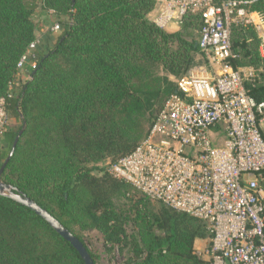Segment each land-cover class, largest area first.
Listing matches in <instances>:
<instances>
[{
    "label": "trees",
    "instance_id": "1",
    "mask_svg": "<svg viewBox=\"0 0 264 264\" xmlns=\"http://www.w3.org/2000/svg\"><path fill=\"white\" fill-rule=\"evenodd\" d=\"M254 1L253 10L264 14V0ZM156 7L157 0H0V104L21 121L6 133L0 161L25 125L2 180L74 234L94 264L82 236L91 229L103 235L108 252L128 249L127 264H210L195 251L196 240L212 237L207 224L151 201L111 175L109 166L94 174V165L117 162L149 137L177 91L176 80L197 65L202 17L189 13L179 30L168 32L149 19ZM38 10L57 15L61 25L60 17L68 22L53 48L38 54L30 81L15 95L18 64L38 40ZM260 43L255 33L232 26L236 58L230 64L264 65ZM246 89L264 102L261 78ZM153 203L160 205L157 211ZM129 223L135 236L127 232ZM0 264L85 262L32 210L0 196Z\"/></svg>",
    "mask_w": 264,
    "mask_h": 264
},
{
    "label": "built area",
    "instance_id": "2",
    "mask_svg": "<svg viewBox=\"0 0 264 264\" xmlns=\"http://www.w3.org/2000/svg\"><path fill=\"white\" fill-rule=\"evenodd\" d=\"M156 9L153 22L168 32L179 29L189 13L202 17L205 65L176 80L177 91L149 137L109 163V173L151 201L207 224L210 264H264V102L246 89L254 70L230 64L236 58L235 24L257 31L264 56V14L236 0H157ZM52 31L64 29L56 22ZM39 43L21 58L19 72L36 68ZM8 120L2 102L0 136Z\"/></svg>",
    "mask_w": 264,
    "mask_h": 264
},
{
    "label": "rangeland",
    "instance_id": "3",
    "mask_svg": "<svg viewBox=\"0 0 264 264\" xmlns=\"http://www.w3.org/2000/svg\"><path fill=\"white\" fill-rule=\"evenodd\" d=\"M246 2H249L251 9H253V5H254L255 1L253 0V1H246ZM39 11H41V10H39ZM156 11H157V9H156ZM46 13H49V12H45L42 10L40 15H38L39 13L36 11L34 19L39 23L37 37L39 36L40 38H42V40L46 39L49 42L51 40V44L47 43V45H49V46L46 45V49H47L48 47L53 48L54 44L56 43V41L58 39V36L60 35V33H54L53 34L51 32L53 34V37L48 35V32L50 33L51 26L54 23L53 22L54 18L47 17ZM55 20H59V19L55 18ZM60 20L63 22L62 23L63 25L68 22V18L65 16L60 17ZM233 26L234 27H240L245 32L251 31V32L255 33L256 36L259 38L257 31L255 29H253L252 27H244L242 25H237V24H235ZM260 46H261V43H260ZM43 48H44V46H43ZM43 48H42V50L38 49L37 54H39L40 57L45 54V52H44L45 48L44 49ZM260 54H261V51H260ZM261 56H263V55L261 54ZM196 62H197V65L193 70L199 69L200 67H203L205 65V61H204V58L201 55V53H199L196 56ZM249 68H252L254 70L255 78H261L262 82H264V75L262 76V74H264V65H261L259 68H255V67H249ZM159 73L161 76L167 75L162 69L160 70ZM208 73L209 72H207L206 75ZM26 74L28 75V72ZM169 78L172 81L175 80L174 77H172V76H169ZM27 79H28L27 76L24 75L23 72L18 71V74L16 75L15 81H14L12 89H11L12 93L17 95L19 93V91L22 89V87L28 81H30ZM20 127H21V121L19 119L12 117L11 115H9L8 130L0 136V156H1V153L4 152L7 148L6 147L7 144H6V140H5L6 133L10 130H17ZM27 155H28V151H26V153H25V156H27ZM1 163H4V162L0 161V164ZM109 163H110V159H106V160H103L101 163L94 165L93 166L94 167V174H96V175L101 174L103 172V169L105 170L106 166H108ZM159 207H160V205L158 203L152 204L153 211H157ZM126 229H127V232L130 236H135L137 230L133 224H131V223L127 224ZM82 236H83L84 241H85L87 247L89 248V250L95 255L96 264H127V261L129 259V256H130L128 249H126L123 254L120 253V251L118 249H114V250H112V252H108L106 250V247H105V240H104L103 235L95 229H91V230L83 232ZM208 239H206V240L199 239L196 242V247L199 251L197 249H195L199 258H201L205 262H209V258L205 256L206 248L209 245Z\"/></svg>",
    "mask_w": 264,
    "mask_h": 264
},
{
    "label": "water",
    "instance_id": "4",
    "mask_svg": "<svg viewBox=\"0 0 264 264\" xmlns=\"http://www.w3.org/2000/svg\"><path fill=\"white\" fill-rule=\"evenodd\" d=\"M24 129H25V125L23 129L20 131L19 135L17 136L13 144V148L7 160L5 161V163L0 169V196L13 200L14 202L21 204L29 208L30 210H32L36 215H38L44 221H46L54 231H56L63 239L69 242L78 251L82 259L84 260L85 264H94V261L92 257L90 256V253L88 252L86 246L74 234H72L58 220H56L50 213H48L46 210L40 207L37 203L31 200L28 196L23 195L22 193L18 192V190L15 187H13L12 185L6 184L2 180V175L4 173V170L14 154L15 148L18 144V141Z\"/></svg>",
    "mask_w": 264,
    "mask_h": 264
},
{
    "label": "crops",
    "instance_id": "5",
    "mask_svg": "<svg viewBox=\"0 0 264 264\" xmlns=\"http://www.w3.org/2000/svg\"><path fill=\"white\" fill-rule=\"evenodd\" d=\"M39 14L38 15H40V13L42 12V10L41 11H37ZM156 13H157V11H154L150 16H149V19L151 20V21H153V19H154V17L156 16ZM46 16L47 17H49V18H54V23L52 24V26H51V30H50V33L48 32V35H50L51 37H53V34H54V32L52 31V27H53V25L56 23V21L57 20H55V18H58L57 17V15H55V14H53V13H46ZM41 17V16H40ZM177 30H179V29H176L175 31H177ZM53 34H52V33ZM38 41L40 42L39 44V49L40 50H42V48H43V46H44V48L46 49V45H47V43H49V44H51V40H50V42L48 41V40H46V39H43L42 40V38H40L39 36H38ZM43 41V42H42ZM49 46V45H48ZM43 48V49H44ZM30 66L28 65L27 67H26V69L23 71H20V72H23L24 73V75H26L27 76V80H30V77H31V73H30ZM28 72V75L26 74ZM198 240H196V242H197ZM196 242H195V249H197V247H196ZM198 250V249H197ZM199 251V250H198Z\"/></svg>",
    "mask_w": 264,
    "mask_h": 264
}]
</instances>
